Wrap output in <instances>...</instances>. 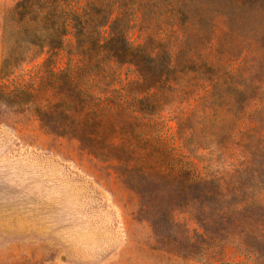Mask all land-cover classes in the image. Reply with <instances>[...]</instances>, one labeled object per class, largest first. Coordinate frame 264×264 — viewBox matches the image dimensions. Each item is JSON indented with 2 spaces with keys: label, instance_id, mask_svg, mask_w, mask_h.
Listing matches in <instances>:
<instances>
[{
  "label": "rangeland",
  "instance_id": "obj_1",
  "mask_svg": "<svg viewBox=\"0 0 264 264\" xmlns=\"http://www.w3.org/2000/svg\"><path fill=\"white\" fill-rule=\"evenodd\" d=\"M20 1L0 0V67L8 48L24 40L23 27L40 22L20 19ZM32 2L41 13L70 14L59 67L80 34L72 14L90 28L88 42H102L107 32L96 29L109 10L131 21L128 38L147 54L162 56L165 45L183 62L153 87L133 66L92 69L90 104L63 134L31 109L0 102V264H264V250L216 238L264 233V41L245 58V30H264V16L247 18L243 0ZM196 8L216 13L218 31L233 39L218 47L185 43L179 12ZM201 55L219 69L184 63ZM72 57L77 67L82 58L76 50ZM43 59L17 74L35 86ZM49 100L56 102L46 89L37 101Z\"/></svg>",
  "mask_w": 264,
  "mask_h": 264
},
{
  "label": "trees",
  "instance_id": "obj_2",
  "mask_svg": "<svg viewBox=\"0 0 264 264\" xmlns=\"http://www.w3.org/2000/svg\"><path fill=\"white\" fill-rule=\"evenodd\" d=\"M243 2L246 3V7L243 9L247 18L264 16V0H243ZM16 11L20 19L30 16L40 18V22L38 20L34 28L25 25L22 29L24 40L10 46L3 57L0 78L6 80V83L0 90V102L15 112H25L31 109L43 125H46L43 122L44 119L50 121L52 131L54 129L57 133H66L71 126L78 125L75 112L83 110L90 104L87 96L88 79L86 80L85 77L88 78L91 75L92 69L97 68L99 71H103L111 62L118 66H133L135 73L142 79V85L153 87L163 82L183 62L181 55L174 54L165 45H162L161 48L162 56L147 54L145 44L135 45L128 38V32L133 28L131 21L124 22L119 17L113 19V11L109 10L105 12L103 22L96 29L97 35L101 28L107 32V35L103 36L102 42L98 39L88 42L87 35L90 33V28L85 26L82 15L75 12L72 14L74 21L80 24V34L76 35L78 41L75 50L82 59L78 61L79 64L76 67L75 64H72V55L75 50H69L66 66L59 67V63L68 51L66 36L71 32L69 30L70 14L57 10L41 13L34 7L32 0L18 2ZM235 12L238 10H234ZM179 13L186 18L182 36L185 43L190 44L199 40L218 47L233 39V35H230L227 29L222 30L224 33L222 35L218 31V25L215 21L217 19L216 13H206L203 8L183 9ZM173 16L176 17L177 14L175 13ZM86 18L88 17L86 16ZM42 20L44 25L41 24ZM229 20L230 18H228V22ZM249 27L245 30L248 49L245 58L257 56L255 47L259 41H264L263 29L258 30L252 26ZM232 30L233 26L229 32ZM30 35H33L36 40H28L27 37ZM43 56V61L36 69L39 82L35 86L32 82L25 80L24 72L17 74L16 69L22 64ZM184 63L186 65L195 64L198 69L206 67L212 68V70L219 69L210 58L203 55L198 60L186 58ZM233 87L234 91L239 89L236 84H233ZM46 89L50 90L56 102L49 100L47 105H42L37 100ZM242 220L234 218L231 219V222L240 224ZM236 236L225 232L216 238L221 242H230V240L236 239L239 247L249 245L252 251L257 254L264 250V233L260 232L249 237L250 239H247L246 236H237L238 238Z\"/></svg>",
  "mask_w": 264,
  "mask_h": 264
}]
</instances>
